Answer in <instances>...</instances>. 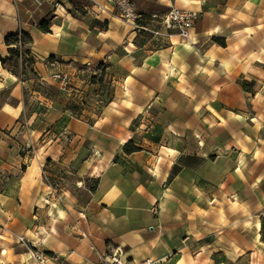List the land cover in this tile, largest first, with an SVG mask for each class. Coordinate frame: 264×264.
<instances>
[{"label":"crops","instance_id":"0c3cea01","mask_svg":"<svg viewBox=\"0 0 264 264\" xmlns=\"http://www.w3.org/2000/svg\"><path fill=\"white\" fill-rule=\"evenodd\" d=\"M74 1L0 0V58L21 29L35 58L0 61V264H264V0H136L197 11L189 38Z\"/></svg>","mask_w":264,"mask_h":264},{"label":"built area","instance_id":"2783aa9c","mask_svg":"<svg viewBox=\"0 0 264 264\" xmlns=\"http://www.w3.org/2000/svg\"><path fill=\"white\" fill-rule=\"evenodd\" d=\"M49 0H36L39 5ZM114 4L119 11L120 16L129 24L139 30H144L152 33L159 38L169 37L171 34L178 33L184 37H190L191 29L195 28L199 13L194 10L171 6L163 15L153 13L150 16L142 12L136 0H107ZM155 25V26H152ZM51 67L57 66V60H48ZM54 80L59 81L66 90H73L70 82V76L67 73L56 70L52 74ZM65 143H70L74 139V134L68 129L63 128L58 133ZM157 212V209H154ZM25 238L20 236V240ZM34 257L44 262L48 255L40 250L33 251ZM91 264H128V261L123 258L122 252L112 250L103 255L99 260ZM145 264H155L151 259L146 260Z\"/></svg>","mask_w":264,"mask_h":264},{"label":"trees","instance_id":"16d2710c","mask_svg":"<svg viewBox=\"0 0 264 264\" xmlns=\"http://www.w3.org/2000/svg\"><path fill=\"white\" fill-rule=\"evenodd\" d=\"M29 3V2H28ZM79 3H88L87 0H79L74 1V4ZM44 8H48L47 6H44ZM37 21H33V23H36L40 29H42L45 32H49L52 25V19L53 14L49 9H47V13L44 16L37 15L36 16ZM6 44L9 46V52L10 56L7 59L0 58V61H2L4 64L11 65L14 70H18L20 67L22 69H26L31 67L33 63L35 62V58L30 54V48L29 44L32 42V36L30 33L24 29L19 30L18 32L11 33L6 37ZM216 41L222 45H224L226 42L222 38H216ZM100 72L96 73L92 76V81L94 83H101L102 86L105 85V79L107 77V70H106V64L102 63L100 65ZM33 70V69H32ZM110 92V88H109ZM125 151L132 153L134 151H138L141 149V147L135 145L132 141H129L125 145Z\"/></svg>","mask_w":264,"mask_h":264},{"label":"rangeland","instance_id":"374dc122","mask_svg":"<svg viewBox=\"0 0 264 264\" xmlns=\"http://www.w3.org/2000/svg\"><path fill=\"white\" fill-rule=\"evenodd\" d=\"M54 2H58V0H54ZM59 3V2H58ZM106 101V100H105ZM104 102V101H103Z\"/></svg>","mask_w":264,"mask_h":264}]
</instances>
